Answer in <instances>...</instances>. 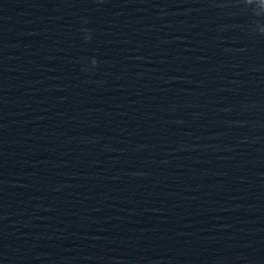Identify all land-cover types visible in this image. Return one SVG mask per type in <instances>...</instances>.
I'll use <instances>...</instances> for the list:
<instances>
[{
  "label": "clouds",
  "instance_id": "clouds-1",
  "mask_svg": "<svg viewBox=\"0 0 264 264\" xmlns=\"http://www.w3.org/2000/svg\"><path fill=\"white\" fill-rule=\"evenodd\" d=\"M247 0H245V4H246ZM251 11L252 16L254 17V19L252 20L251 24H250V28L254 33H257L259 35H264V13H259V12H255V11ZM86 32H88L89 30L85 29ZM86 41H90L91 40V36L87 35L86 36ZM93 62V64H95L96 66L99 65V61L97 60V58L92 57L90 58Z\"/></svg>",
  "mask_w": 264,
  "mask_h": 264
}]
</instances>
